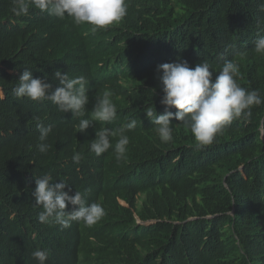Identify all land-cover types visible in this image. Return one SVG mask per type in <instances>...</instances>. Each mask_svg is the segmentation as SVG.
<instances>
[{"label":"trees","instance_id":"obj_1","mask_svg":"<svg viewBox=\"0 0 264 264\" xmlns=\"http://www.w3.org/2000/svg\"><path fill=\"white\" fill-rule=\"evenodd\" d=\"M126 2L120 22L93 31L34 6L16 16L12 0H0V264H38L37 249L47 250L46 264H264V103L204 147L175 117L173 139L162 142L146 116L149 107L164 112L157 65L177 59L192 66L208 60L213 79L233 60L238 84L264 96V54L254 51L264 35V0ZM25 68L52 90L57 69L84 76L85 116L61 112L50 100L15 97ZM105 90L117 116L103 127L115 131L137 121L125 133L130 142L119 161L118 136L97 156L89 147L100 128L76 131ZM34 117L52 125L46 153L37 149ZM74 152L82 155L79 163ZM44 173L52 183L66 180L69 195L80 191L89 204L100 203L103 221L94 228L40 222L32 192Z\"/></svg>","mask_w":264,"mask_h":264},{"label":"clouds","instance_id":"obj_2","mask_svg":"<svg viewBox=\"0 0 264 264\" xmlns=\"http://www.w3.org/2000/svg\"><path fill=\"white\" fill-rule=\"evenodd\" d=\"M12 2V12L16 16L27 15L30 6H34L60 19L70 17L76 25L90 24L93 31L120 22L128 11L126 0H12ZM254 51L264 54V35L258 34L254 41ZM210 69L215 68L206 59L195 66L190 65L186 59L157 65L156 72L163 92L160 103L165 106L164 112L157 114L156 110L149 107L146 116L157 126L156 130L162 142L173 139V129L170 125L171 119L175 117L190 129L197 147L211 145L216 136L233 120L241 117L245 121L250 120L252 107L264 103V96L258 89L248 90L238 84L237 77L240 71L238 63L225 60L214 79ZM53 79L59 81V86L54 90L51 83L34 77L32 71L25 68L12 91L17 98L50 100L61 112L71 111L74 116L84 117L86 105L89 103L86 78L82 75L70 78L67 73L57 69L53 73ZM111 96L112 93L107 90L101 96H97L90 117L80 119L76 131L85 132L89 127L100 128L95 130V139L89 147L97 156L113 148L110 138L118 136L113 150L119 161L124 158L130 142L125 133L135 129L137 121L133 118L115 131L103 127L102 122L110 123L117 116V106ZM173 107L177 111L173 112L171 110ZM34 119L37 120V127L40 130V143L37 144V149L41 153H46L51 147L45 141L52 131V125L44 126L39 117ZM81 158L80 152L73 153L74 163H79ZM53 180L51 173L35 177L36 187L32 196L35 198V205L42 208L38 215L40 222L55 223L62 228H68L73 221H82L94 228L103 221L106 211L100 203L95 200L89 204L85 194L80 191L69 195L71 187L66 180L52 183ZM68 204L74 206L71 211L67 210ZM121 205L127 206L124 201H121ZM136 221L141 224L140 220ZM32 256L38 264H46L48 252L37 249Z\"/></svg>","mask_w":264,"mask_h":264}]
</instances>
